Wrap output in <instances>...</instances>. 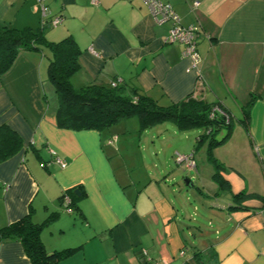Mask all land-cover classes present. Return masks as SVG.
Segmentation results:
<instances>
[{
    "label": "crops",
    "instance_id": "crops-1",
    "mask_svg": "<svg viewBox=\"0 0 264 264\" xmlns=\"http://www.w3.org/2000/svg\"><path fill=\"white\" fill-rule=\"evenodd\" d=\"M160 1L198 28L195 68L181 44L163 42L170 23L155 22L143 0H0V24L41 28L48 42L71 37L79 50L74 87L119 79L163 106L192 95L240 115L252 98L240 142L227 156L230 138L211 150L228 189L213 170L201 187L178 182L184 169H198L177 165L176 153L194 159L190 144L204 128L141 129L137 118L134 128L131 117L102 130L57 126L50 52L41 46L21 50L0 77V127L22 142L0 162V228L29 214L42 224L48 252L74 249L59 264H264V202L233 208L232 199L264 195V0ZM199 143L207 153L208 140ZM70 192L68 211L61 196ZM0 264H29L20 241L0 242Z\"/></svg>",
    "mask_w": 264,
    "mask_h": 264
},
{
    "label": "trees",
    "instance_id": "trees-1",
    "mask_svg": "<svg viewBox=\"0 0 264 264\" xmlns=\"http://www.w3.org/2000/svg\"><path fill=\"white\" fill-rule=\"evenodd\" d=\"M41 46L48 48L50 52L47 80L53 86L57 97V126L74 130H102L121 119L136 117L141 129L165 121L175 123L179 129L204 128L205 132L198 136L197 143L208 140L207 154L215 167L214 176L221 188L228 189L227 181L217 173L223 166L211 154L213 147L221 145L229 138L232 124L230 114L218 102H207L189 95L180 102L163 106L134 84L118 83L111 86L110 82L93 81L81 87H74L70 76L79 67V50L76 43L71 37L48 42L41 28H16L0 24V77L10 70L21 50L40 49ZM251 103L252 98L243 106L241 117L238 119L245 129L248 128ZM215 106L221 112L213 110ZM221 126H226L227 132L218 140L213 132ZM21 144V139L15 132L7 126H1L0 162L14 155ZM70 194L71 196L68 195L72 205V193ZM232 199L233 208H240L242 202L247 199H259L264 202V195L240 191L234 193ZM41 228L42 224L33 222L28 214L0 228V242L20 241L29 264H59L60 260L70 255L74 249L48 252L41 240Z\"/></svg>",
    "mask_w": 264,
    "mask_h": 264
},
{
    "label": "built area",
    "instance_id": "built-area-1",
    "mask_svg": "<svg viewBox=\"0 0 264 264\" xmlns=\"http://www.w3.org/2000/svg\"><path fill=\"white\" fill-rule=\"evenodd\" d=\"M149 9L150 15L157 23L169 22L170 26L167 34L163 38L164 43H179L182 45L181 57L187 58L190 61V67L195 68L200 61V55L197 50V38L199 30L196 26H184L180 22L179 16L175 13L172 6L169 3L162 2L160 0H143ZM197 5V2H195ZM61 21L60 16L52 17L49 21L50 25H56ZM44 24V22L42 23ZM120 83L119 79L112 80L111 86H115ZM215 111H220L217 106L213 108ZM221 112V111H220ZM214 113V112H213ZM213 116V114H211ZM176 164L182 165L185 168H195V161L192 154H180L176 153ZM57 163L60 167H65V163L57 158ZM61 202L66 210H71V199L68 195L64 194ZM165 264V263H154Z\"/></svg>",
    "mask_w": 264,
    "mask_h": 264
},
{
    "label": "rangeland",
    "instance_id": "rangeland-1",
    "mask_svg": "<svg viewBox=\"0 0 264 264\" xmlns=\"http://www.w3.org/2000/svg\"><path fill=\"white\" fill-rule=\"evenodd\" d=\"M49 86H50V84L49 83H47ZM241 117V115L240 114H237V113H233V112H230V118H231V121H232V124H231V131H230V136H229V140H228V143H226V144H228V145H225L226 147H222V152H223V156H227L228 155V151H227V149H229L230 148V146H232V145H234V144H238L239 142H240V136L238 135V133L240 132V131H243L242 129H240V126H238V123H239V121H238V119ZM128 120V122H129V124L130 125H128L129 127H131V125L135 128L136 127V125H137V119H136V117H131V119H127ZM172 124V122H170V121H165L164 123H163V127H165V126H173V125H171ZM192 129H190V131H185V132H193L194 131V129H193V131H191ZM196 130V129H195ZM166 132V131H165ZM226 132H227V129H226V126H221L220 128H218L217 130L215 129V131L213 132V135H214V137H215V139H221L225 134H226ZM244 132V131H243ZM166 134L167 135H170V133L169 132H166ZM176 134L178 135V136H182V135H180V133H179V131H176ZM123 135V134H122ZM166 137H168V136H166ZM132 138H136V136L134 135ZM168 139L169 140H171V138H169L168 137ZM178 140V139H177ZM180 140V139H179ZM181 143H182V145H184L185 143L183 142V141H181ZM164 146H165V150H168L169 148L167 147L168 145H169V142L168 143H166V142H164V144H163ZM167 145V146H166ZM135 149V148H134ZM133 148H130V150L132 151V152H135V150H134ZM130 151V152H131ZM190 151H195L196 152V154H195V156H194V159H195V163H196V165H197V169H198V171L196 170V171H194V170H192L193 172H188V171H186L185 169L183 170V172H181V174H180V176H179V178H178V182H180V184H182V186H183V188L184 189H188V187L186 188L185 186H184V181H185V178H188L192 183H194V185L196 186V187H201V185H200V180H199V178L201 179V180H203L204 182H206L207 183V178H206V176H207V171H209V170H213V171H215L214 170V165H213V163L211 162V161H209V159H208V154L205 152V150L204 149H201V147H200V143L198 142L197 143V141L196 140H194L193 139V142L190 144ZM182 153V152H181ZM180 153V154H181ZM206 153V154H205ZM213 155V154H212ZM213 168V169H212ZM182 170V169H181ZM224 173L225 174H229L230 173V171L228 170V169H225V171H224ZM191 175H194V179L193 178H190V176ZM221 189H223V188H221ZM223 192V191H222Z\"/></svg>",
    "mask_w": 264,
    "mask_h": 264
},
{
    "label": "water",
    "instance_id": "water-1",
    "mask_svg": "<svg viewBox=\"0 0 264 264\" xmlns=\"http://www.w3.org/2000/svg\"><path fill=\"white\" fill-rule=\"evenodd\" d=\"M190 180L188 179V178H185V181H184V184H185V186H191L192 184H191V182H189ZM74 192L75 193H77V190H74Z\"/></svg>",
    "mask_w": 264,
    "mask_h": 264
}]
</instances>
